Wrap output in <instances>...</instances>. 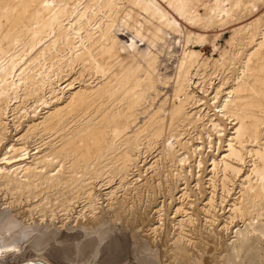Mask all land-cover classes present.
I'll return each instance as SVG.
<instances>
[{
    "label": "bare ground",
    "instance_id": "6f19581e",
    "mask_svg": "<svg viewBox=\"0 0 264 264\" xmlns=\"http://www.w3.org/2000/svg\"><path fill=\"white\" fill-rule=\"evenodd\" d=\"M207 168L215 264H264V0H0V264H163L115 206L149 173L181 181L175 254L203 264Z\"/></svg>",
    "mask_w": 264,
    "mask_h": 264
},
{
    "label": "rangeland",
    "instance_id": "374dc122",
    "mask_svg": "<svg viewBox=\"0 0 264 264\" xmlns=\"http://www.w3.org/2000/svg\"><path fill=\"white\" fill-rule=\"evenodd\" d=\"M227 36L229 37L230 34L226 30L224 37H221L218 42L221 43V45H224ZM133 43L134 41H132V44ZM197 47L201 48L206 55L211 54V46L209 44H206L205 46L198 45ZM227 126L229 127L230 125ZM208 171L209 169L207 168L203 174V180H201V182H203L200 189L195 187V183L193 181L194 177L190 178L189 188L192 195L191 201L193 202L192 206L190 207L196 213H194V226L191 224L189 225L190 229L188 228L189 231L187 232L188 237L182 240V245L186 249L185 253L189 256L191 262L199 259L203 262V264H215L224 258L225 254L222 249L226 244V241L229 243V237L221 228V224L218 225L216 223L213 227L204 220L202 207L205 203L207 195L209 194L207 177H204V175ZM144 178L145 180L139 183L136 191H131L124 196L119 195L118 201L115 202V206L117 205L116 207L118 208V213H121L122 218H124V216L127 219L133 217L128 220H133L134 217L136 219H143V222L139 224V228L136 227L134 232H139L138 237L140 238L141 243L144 242L143 244L149 246V249H153L159 253L163 264H184L183 261L178 259L179 255L175 254V250L178 248L177 245H175V239L177 238L178 234V230L175 226L176 220L178 219L177 214L175 213V205L178 203V191L181 189V186H179L181 185V181L179 182L172 180L171 182L165 183L166 180L163 177L150 173L147 175L144 174ZM161 206H164V226L161 229L159 228L157 233H154L151 230L150 225L153 223L152 221L157 218V209ZM217 208V213L220 215L227 210L226 205H224V210L220 209L219 207ZM109 210H113V208H109ZM122 213L125 215L123 216ZM98 216L101 221H104L103 218H105L106 213L104 214L102 212L98 214ZM113 216L115 215H112L111 219L114 218ZM90 218L96 219L95 217ZM115 232L118 235L120 231L116 229ZM180 250L183 251L181 248ZM48 258L54 264H64L63 262L55 260L52 257Z\"/></svg>",
    "mask_w": 264,
    "mask_h": 264
},
{
    "label": "water",
    "instance_id": "95a60500",
    "mask_svg": "<svg viewBox=\"0 0 264 264\" xmlns=\"http://www.w3.org/2000/svg\"><path fill=\"white\" fill-rule=\"evenodd\" d=\"M100 211H101V213L104 211L103 206H101V210ZM117 225H118L117 230L120 231V229L122 228L121 222L118 221ZM20 264H46V263H44V262H42L40 260H26V261H24V262H22Z\"/></svg>",
    "mask_w": 264,
    "mask_h": 264
}]
</instances>
